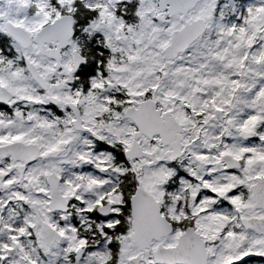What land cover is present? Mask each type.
Returning a JSON list of instances; mask_svg holds the SVG:
<instances>
[{
  "label": "snow or ice",
  "instance_id": "6c2138e0",
  "mask_svg": "<svg viewBox=\"0 0 264 264\" xmlns=\"http://www.w3.org/2000/svg\"><path fill=\"white\" fill-rule=\"evenodd\" d=\"M0 264H264V0H0Z\"/></svg>",
  "mask_w": 264,
  "mask_h": 264
}]
</instances>
